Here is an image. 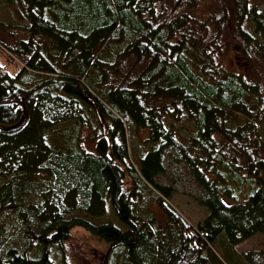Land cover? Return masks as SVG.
I'll use <instances>...</instances> for the list:
<instances>
[{
	"label": "trees",
	"instance_id": "16d2710c",
	"mask_svg": "<svg viewBox=\"0 0 264 264\" xmlns=\"http://www.w3.org/2000/svg\"><path fill=\"white\" fill-rule=\"evenodd\" d=\"M0 1L28 34L0 41V264H68L74 227L107 243L98 264H246L236 246L264 239V88L213 61L225 7L199 23L182 9L201 0ZM231 2L238 53L264 62V8ZM182 116L185 141L163 123ZM130 124L150 143L136 158ZM171 150L201 190L197 224L155 181ZM106 207L115 220L69 214Z\"/></svg>",
	"mask_w": 264,
	"mask_h": 264
},
{
	"label": "rangeland",
	"instance_id": "374dc122",
	"mask_svg": "<svg viewBox=\"0 0 264 264\" xmlns=\"http://www.w3.org/2000/svg\"><path fill=\"white\" fill-rule=\"evenodd\" d=\"M260 3V7L264 8V0H252ZM221 5H223L227 12V20L223 26L220 37L215 45L210 48L211 55L214 63L223 67L227 71L242 73L247 78H258L263 83L264 88V62L256 60L243 59L236 48V43L232 38L230 32V20L232 2L231 0H221V4L215 3L213 0H201L199 5L195 8H183L195 21L199 23H207L210 16H219L221 14ZM167 10L170 4L166 5ZM28 34L23 28V20L20 14L14 11L13 8L4 5L0 1V41L6 45L15 46L20 39H27ZM4 53L0 51V62L6 64ZM8 64V63H7ZM9 70L13 65H7ZM163 123L166 128L171 126L175 135L181 141L187 140L192 133V123L188 122L183 116L179 121L172 122L169 117L163 118ZM258 127L264 141V118L259 121ZM147 130L135 129L130 124L127 138L129 145V153L132 158L138 157L139 154L148 150L150 143L146 141ZM86 146H89L88 139H84ZM88 143V144H87ZM174 153L173 150L169 151L163 158L164 172L155 177V181L164 186H169L172 189V204L177 210L192 224H197L204 219L208 210L199 205L198 198L200 197L201 190L195 182L187 166L183 163L173 160L170 154ZM264 156V152H261ZM6 179V173L0 171V184ZM125 187L130 185V179H125ZM37 197V196H36ZM150 196L146 197V201L150 208L153 210L156 217L162 219L161 213L153 207L150 203ZM60 206V203H59ZM60 210V208H59ZM61 211V210H60ZM71 216L78 215L86 217L92 222L98 224L115 220L110 207H106V212L103 216L91 217L79 211H71ZM108 245L101 238L91 234L82 227H74L70 232L69 248L67 253L68 264H98L107 250ZM237 252L243 256L246 264H264V239L263 235L258 233L254 236L244 240L236 246ZM59 257L55 256L54 259L59 261Z\"/></svg>",
	"mask_w": 264,
	"mask_h": 264
}]
</instances>
